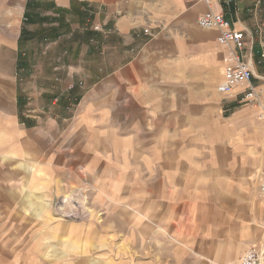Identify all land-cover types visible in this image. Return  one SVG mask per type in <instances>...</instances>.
<instances>
[{"label": "crops", "instance_id": "1", "mask_svg": "<svg viewBox=\"0 0 264 264\" xmlns=\"http://www.w3.org/2000/svg\"><path fill=\"white\" fill-rule=\"evenodd\" d=\"M208 8L184 0H25L19 9L29 26H20L17 45L46 44L43 63L29 65L27 96L14 81L0 84V187L25 179L34 191L63 193L92 184L100 199L127 201L115 215L133 223L142 217L149 231L163 235L154 246L179 261L191 243L172 209L217 188L223 193L240 171L264 165L260 108L236 105L243 86L227 98L220 92L228 47L217 43L216 29L198 26ZM210 9L244 32L242 59L263 99L264 0L229 7L213 0ZM215 135L233 139L198 144L199 136ZM134 199L137 208L127 210ZM118 231L100 229L99 243L109 246ZM109 258L106 264L127 261Z\"/></svg>", "mask_w": 264, "mask_h": 264}, {"label": "rangeland", "instance_id": "2", "mask_svg": "<svg viewBox=\"0 0 264 264\" xmlns=\"http://www.w3.org/2000/svg\"><path fill=\"white\" fill-rule=\"evenodd\" d=\"M24 1L0 0V84L5 79L14 81L19 94L27 96L26 82L31 80L32 73L29 65L43 63L46 42L22 39L17 45L20 26H29L19 9ZM230 129L235 130L231 124ZM232 139L228 135L199 136L198 144H229ZM262 166L240 171L231 178L237 179L223 187V193L217 188L203 199H193L187 201V206L172 209L174 218L180 220L182 239L191 243L175 262L171 261L168 249L154 246L152 241L163 235L149 231L142 217L134 218L133 223L125 220L128 217L115 215V210L125 208L127 201L100 199L92 184L57 193L49 188L34 191L25 179L16 184L5 183L0 187V258L12 260H0V264H106L109 257L117 255L126 259V264H238L246 248L264 249V204L257 194L258 171ZM252 175L255 180L248 183L247 178ZM138 201H131L133 207L127 210L136 209ZM100 207L112 210V215L95 214ZM117 228L119 238L107 247L99 243L100 229L108 233ZM59 229L70 231L69 236H63ZM93 231L95 234L90 235ZM79 234L87 238L73 237ZM125 234L127 241L123 242ZM164 234L170 240L168 232ZM108 238L112 240L111 236ZM145 242L148 247H143ZM159 250L163 253L161 261Z\"/></svg>", "mask_w": 264, "mask_h": 264}, {"label": "built area", "instance_id": "3", "mask_svg": "<svg viewBox=\"0 0 264 264\" xmlns=\"http://www.w3.org/2000/svg\"><path fill=\"white\" fill-rule=\"evenodd\" d=\"M187 3L197 1L204 2L209 8L197 16V24L201 28L216 29L218 35L217 43L228 47V60L224 67L223 79L220 83V92L226 97L232 96L238 86L243 88L237 93L235 101L237 105H255L260 108L261 116L264 119V98L261 99L259 93L251 85L252 71L249 65L243 61L241 52L245 47L244 32L235 29L231 22L222 12L210 9L213 0H184ZM221 5L229 7L234 0H219ZM147 33V29L144 30ZM81 83H78L80 85ZM74 84L67 86L69 90ZM257 194L264 204V165L258 171ZM238 264H264V249L258 246L246 248Z\"/></svg>", "mask_w": 264, "mask_h": 264}, {"label": "bare ground", "instance_id": "4", "mask_svg": "<svg viewBox=\"0 0 264 264\" xmlns=\"http://www.w3.org/2000/svg\"><path fill=\"white\" fill-rule=\"evenodd\" d=\"M254 178H255V175H254V177H253V175H252V177H251V183L255 180ZM251 206L253 207V204H252ZM252 207H251V208H252ZM257 208H258V207H257ZM262 208H263V207H262ZM259 211H260V210H259ZM261 211H263V209H261ZM257 212H258V211H257Z\"/></svg>", "mask_w": 264, "mask_h": 264}]
</instances>
